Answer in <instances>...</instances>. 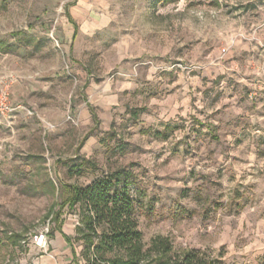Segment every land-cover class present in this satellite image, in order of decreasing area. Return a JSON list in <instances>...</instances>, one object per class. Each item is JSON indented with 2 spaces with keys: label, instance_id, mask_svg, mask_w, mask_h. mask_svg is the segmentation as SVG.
<instances>
[{
  "label": "rangeland",
  "instance_id": "rangeland-1",
  "mask_svg": "<svg viewBox=\"0 0 264 264\" xmlns=\"http://www.w3.org/2000/svg\"><path fill=\"white\" fill-rule=\"evenodd\" d=\"M68 2L0 0V264H70V253L53 251L54 237L59 229L74 236L77 211L66 203L58 223L52 214L71 186L86 187L121 169L134 177L145 243L166 236L179 250H200L223 264H262L264 148L253 151L247 142L264 140V127L240 116L238 126L223 132L202 122L204 108L214 104L215 77L225 78V89L228 83L248 89L253 103L237 99L248 115L262 103L264 0H106L111 28L81 61L96 84L117 80L126 63L132 72L139 63L153 64L167 85L187 94V115L170 126L149 112L116 114L113 126L66 121L87 86L84 78L74 83L69 49L49 36ZM145 88L162 96L169 90ZM129 105L143 106L138 98ZM53 106L64 114L51 124L40 112ZM18 111L31 120L15 121ZM237 138L245 143L224 145ZM248 153L259 157L250 161Z\"/></svg>",
  "mask_w": 264,
  "mask_h": 264
},
{
  "label": "crops",
  "instance_id": "crops-1",
  "mask_svg": "<svg viewBox=\"0 0 264 264\" xmlns=\"http://www.w3.org/2000/svg\"><path fill=\"white\" fill-rule=\"evenodd\" d=\"M67 1L69 2L67 3L65 16L59 20V29L58 31H55V36L63 47L69 49L73 62L72 73L74 72V83H78L79 78H84V80H86L85 83L87 86L82 88V91L85 94L82 96L84 101L79 106L76 105L74 107L75 109L72 108L73 113L82 120V125L88 126L95 123L96 126L98 124L96 119H101L102 126H113V116L116 114H132L139 117L140 115L149 112L155 115H158V113L161 114L159 120V124L161 123L160 126H170L174 123L173 121L184 118V115H187V110L185 108L186 102L184 101L187 94H184L183 89H177L174 83H169L167 85V83L163 81V78L155 73L154 68L152 67L153 64H148L150 62L146 64H135V72H132V69H130L129 66L130 64L126 63V66H123L122 68V76L117 80L110 82L109 79L106 80L104 78L103 80L105 81L96 84L93 75L90 74V70L81 61V56L85 55V53L92 55L94 45L96 44V36L99 34H105L110 30L112 23L111 13L105 10L106 0ZM124 57L125 58L123 59L127 61L129 57L128 51L124 52ZM123 64L125 65V63ZM142 67H146V70ZM247 77L248 76L242 77L246 83H248ZM214 81L217 84V90H215V93L213 94L214 104L212 108H204L205 120L202 122L204 126H215V129H219L220 132H223L225 129H233L235 126H238L239 124L237 121L240 116L244 117L241 121L249 117V120H247L249 121L250 126L264 127V94L261 95L260 93L259 97L260 101L262 100V103H256L253 109L249 108L248 115V109H241L242 104L238 105L237 102L238 98L246 96L250 99V97H252L251 94L247 95L248 89H245V92L239 91L237 89L238 87L231 83H228V89H225L224 86H226L227 83L222 76H219V78L215 77ZM146 86L151 88L159 86L161 87L160 91L168 88L169 90L166 91V94L168 95L162 96L158 91L153 92L146 89ZM245 87H247V85ZM225 90L228 92L227 94L226 92H223ZM135 98L140 99L143 106H140L139 108L137 106L135 108L130 106L129 101L135 100ZM224 99H226V102H222ZM251 100L252 99L249 100V104ZM74 101L76 103V98H74L73 102ZM247 103L248 102L246 101V104ZM97 112L99 113L100 118L97 116ZM40 114L44 117L43 121L52 124L56 123L58 118L64 113H62L59 107L53 106L52 109L49 107L43 108ZM15 116L16 121L18 117H26V114L23 111H18L15 113ZM207 118H209V120H206ZM27 119L31 120V118ZM141 120L138 121L140 125L146 126L144 119ZM52 126H54V124ZM242 142L245 143L241 138H237L235 141L233 139H228L224 145L228 147ZM247 143L253 147V151L255 150L254 147L259 145L264 148V140L257 142L255 138H251ZM248 156L250 161L259 157L256 154L249 153L246 157ZM261 159H264V157L261 156ZM262 226H264V224ZM59 235L60 237H54L57 246L53 251H56L59 255L62 253L71 254L70 246L66 243L62 234L59 233ZM60 250H63L64 252L61 253Z\"/></svg>",
  "mask_w": 264,
  "mask_h": 264
},
{
  "label": "trees",
  "instance_id": "trees-1",
  "mask_svg": "<svg viewBox=\"0 0 264 264\" xmlns=\"http://www.w3.org/2000/svg\"><path fill=\"white\" fill-rule=\"evenodd\" d=\"M133 180L132 172L121 169L86 187H70L71 196L59 205L52 220L60 222L66 203L77 211L74 236L58 230L71 248V264H223L200 250H179L166 236L145 243Z\"/></svg>",
  "mask_w": 264,
  "mask_h": 264
},
{
  "label": "built area",
  "instance_id": "built-area-1",
  "mask_svg": "<svg viewBox=\"0 0 264 264\" xmlns=\"http://www.w3.org/2000/svg\"><path fill=\"white\" fill-rule=\"evenodd\" d=\"M58 25H59V20H57L55 22L54 28L50 31L49 36L51 37V39H54V37H55V30H56V27H58ZM25 111H26V113H27L28 116H31V117L37 116V114L35 112L31 111V110H25ZM66 121L69 122V123H71V124H73V125H75V126H77L79 124V118H78V116L75 115V114H72V113H69L67 115ZM44 240H45V235H41L39 237V240H38V246H42L43 243H44Z\"/></svg>",
  "mask_w": 264,
  "mask_h": 264
}]
</instances>
